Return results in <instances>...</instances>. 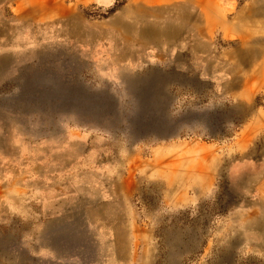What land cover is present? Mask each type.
<instances>
[{
  "label": "rangeland",
  "instance_id": "obj_1",
  "mask_svg": "<svg viewBox=\"0 0 264 264\" xmlns=\"http://www.w3.org/2000/svg\"><path fill=\"white\" fill-rule=\"evenodd\" d=\"M150 247L264 264V0H0V264Z\"/></svg>",
  "mask_w": 264,
  "mask_h": 264
},
{
  "label": "crops",
  "instance_id": "obj_2",
  "mask_svg": "<svg viewBox=\"0 0 264 264\" xmlns=\"http://www.w3.org/2000/svg\"><path fill=\"white\" fill-rule=\"evenodd\" d=\"M52 9L54 10H57V7L56 6H54V7H52ZM241 13V12H240ZM240 15V14H239ZM238 18H240V16L238 17ZM241 19V18H240ZM242 20V19H241ZM247 23V22H246ZM248 27H246V29H247ZM182 33L183 34H185V35H187V31L184 29L183 31H182ZM180 34V35H179ZM175 35H177V32L175 31ZM197 35H199L198 33H197ZM171 37H173L172 35H170ZM179 36V37H178ZM182 36V34H181V31H180V33H179V31H178V35H177V38H180ZM199 37V36H198ZM203 37H206L207 39H208V35H203ZM176 38V39H177ZM199 39L201 40L202 38H200L199 37ZM197 40V39H195V41H193V53L194 52H197L198 54L199 53H204V52H206L205 51V49L206 50H208V43L209 42H207V41H204V40ZM178 42V41H177ZM184 43V42H183ZM202 43L204 44V45H202ZM205 48V49H204ZM210 171V172H209ZM207 177H208V181L205 183V184H203L202 185V188H206V189H208L209 187H210V185L212 186L213 185V181H214V166H213V164H212V166H211V169L210 170H208L207 171ZM210 175V176H209ZM210 179V180H209ZM206 189H204V190H206ZM174 192V193H173ZM170 191V193H169V195H174V199H173V201H174V203L175 204H178V205H182V203L183 202H185V201H187V197L184 195V193L183 192H181V191H176V190H174V191ZM189 201V200H188ZM152 256H153V249L150 247V248H145L144 249V251H143V254H142V256H141V259H142V263H140V264H149L150 263V261H151V259H152Z\"/></svg>",
  "mask_w": 264,
  "mask_h": 264
},
{
  "label": "bare ground",
  "instance_id": "obj_3",
  "mask_svg": "<svg viewBox=\"0 0 264 264\" xmlns=\"http://www.w3.org/2000/svg\"><path fill=\"white\" fill-rule=\"evenodd\" d=\"M154 2V1H153ZM62 10H64V9H62ZM57 11H59V10H57ZM164 11V10H163ZM65 12V11H64ZM68 12H70V10L69 9H66V13H68ZM255 13V12H254ZM185 16V15H184ZM248 16V15H247ZM247 16H246V18H247ZM135 20V19H134ZM146 31L145 30H143V33H145ZM174 32H175V30H174ZM154 34V33H153ZM159 34H161V32L159 33ZM152 35V34H151ZM175 35V34H174ZM247 36H248V34H247ZM153 37V36H152ZM174 38V37H173ZM243 39V38H242ZM258 64V63H257Z\"/></svg>",
  "mask_w": 264,
  "mask_h": 264
}]
</instances>
